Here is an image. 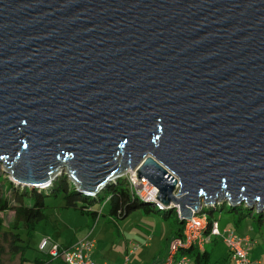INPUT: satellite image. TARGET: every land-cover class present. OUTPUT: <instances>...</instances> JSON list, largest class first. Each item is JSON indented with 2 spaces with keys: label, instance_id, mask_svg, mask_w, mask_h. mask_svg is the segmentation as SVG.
I'll use <instances>...</instances> for the list:
<instances>
[{
  "label": "water",
  "instance_id": "water-1",
  "mask_svg": "<svg viewBox=\"0 0 264 264\" xmlns=\"http://www.w3.org/2000/svg\"><path fill=\"white\" fill-rule=\"evenodd\" d=\"M1 164L264 212V0H0Z\"/></svg>",
  "mask_w": 264,
  "mask_h": 264
},
{
  "label": "rangeland",
  "instance_id": "rangeland-1",
  "mask_svg": "<svg viewBox=\"0 0 264 264\" xmlns=\"http://www.w3.org/2000/svg\"><path fill=\"white\" fill-rule=\"evenodd\" d=\"M4 169V165L1 164L0 195L6 193L8 198L13 202V191L2 188L1 179L3 175L5 174L7 177L10 175ZM60 176H67V173L64 172ZM3 183L5 184V182ZM13 183L18 187L24 188V185ZM46 203L47 220L40 222L31 235L27 236L26 231L23 232L26 242L29 243L25 251L26 259L23 261V264H36V258L49 260L48 255L39 249L38 240L41 236L47 234L56 241L59 239L58 234L62 232L64 238L75 239L77 234L82 232V228L80 227L85 226V222L91 219L90 225L91 227L93 226V220L90 216L82 214L77 209L63 207V193L57 197H47ZM230 207L231 205L226 202L225 207L215 210L214 218L218 220L219 225L234 227L237 232H240L246 227L248 228L249 225H253V228L249 227L247 230L262 243L263 236H261V230L264 231V224L260 226L254 219V216L258 212L255 209L250 210L245 206L239 207L238 210L231 212ZM94 208L104 213V215H100L96 219L99 225H96L94 231V237L96 239L95 250L100 260L99 262L95 261V263L115 264L118 260H124L126 253L134 244L137 246V249L131 255L129 264H154L159 259L168 256L172 243H174V238L172 237L179 228L178 216L175 212L169 218H165L162 213L156 210L147 213L144 209L140 208L134 210L128 216L115 221L108 216L110 206L107 200L101 204H97ZM241 212L247 214V217L242 223V227L237 225L235 221ZM2 216L5 225L4 229H8L9 224L14 222V212L8 211L2 214ZM225 245L224 241L219 239L217 242L208 243L207 248L213 250V257L217 259L226 251L227 245ZM2 248L5 249L3 258L6 264H20V255L12 253L8 241L0 233V250ZM49 264H57V261L53 260Z\"/></svg>",
  "mask_w": 264,
  "mask_h": 264
},
{
  "label": "trees",
  "instance_id": "trees-1",
  "mask_svg": "<svg viewBox=\"0 0 264 264\" xmlns=\"http://www.w3.org/2000/svg\"><path fill=\"white\" fill-rule=\"evenodd\" d=\"M3 182H5V184ZM1 184L3 189L6 188L7 190L13 191L14 201L12 202L6 193L0 195V233L4 236V239L8 241L12 253L20 255V264H23V261L26 259L25 251L29 246L23 232L26 231L27 236H29L40 222L47 220L46 198L57 197L61 193H63L64 208L77 209L82 214L90 216L93 221L100 215H104L103 212L98 211L94 207L99 203H103L105 200H107L110 206L108 216L115 221L128 216L131 212L140 208L148 213L156 210L162 213L165 218H169L171 214L175 212L179 222V228L176 231L175 237L184 239V227L186 222L180 218L177 209L175 207L160 208L155 201L147 200L129 187L126 177L117 178L110 182L104 189L93 195H86L80 192L67 176L58 177L47 187L33 188L24 186L23 188L15 185L10 178L4 174L1 179ZM225 205L226 202L202 206L197 215L205 217L204 226L202 228L204 234H209L212 230L214 221H218L214 218L215 210L223 208ZM243 206L244 205H231L230 211L233 212ZM8 211L14 212V222L9 224L8 229H4L5 225L2 214ZM246 217L247 214L241 212L240 216L235 219L236 224L240 225ZM254 219L260 226L263 225L264 213L258 212V214L254 216ZM212 242H217V239H214ZM63 246V244H60V247ZM182 250L194 258L195 264H233L229 251L224 252L222 256L215 259L212 249L205 248L204 251H200L196 246L190 244L183 247ZM4 253L5 249L2 248L0 250V264H6L3 258ZM36 261L42 262L39 258H36Z\"/></svg>",
  "mask_w": 264,
  "mask_h": 264
},
{
  "label": "built area",
  "instance_id": "built-area-1",
  "mask_svg": "<svg viewBox=\"0 0 264 264\" xmlns=\"http://www.w3.org/2000/svg\"><path fill=\"white\" fill-rule=\"evenodd\" d=\"M129 187L141 194L147 200H153L160 208L165 206L157 199L158 189L151 184L146 177L139 178L136 171L129 170L125 176ZM176 208V207H175ZM177 212H178V208ZM205 217L197 215L185 223L184 239L176 238L172 244L168 256L161 264H195L194 258L182 250L186 245L193 244L200 251L207 248V244L214 239H221L228 247L233 264H253L250 257V250L253 240L249 235L240 234L233 228L220 229L218 221H214L212 230L209 234H204ZM96 247L95 238L90 234L81 238L71 246L60 247V244L53 243L45 238L39 245V249L44 251L51 260L60 259L63 264H97L93 261L92 253ZM137 246L134 244L126 255V260L120 264H128L130 255H132ZM108 264V263H104Z\"/></svg>",
  "mask_w": 264,
  "mask_h": 264
},
{
  "label": "crops",
  "instance_id": "crops-1",
  "mask_svg": "<svg viewBox=\"0 0 264 264\" xmlns=\"http://www.w3.org/2000/svg\"><path fill=\"white\" fill-rule=\"evenodd\" d=\"M148 213V212H147ZM93 220V219H92ZM244 221V220H243ZM243 221L240 223V226L242 227V223ZM93 222V226L91 227V219L88 220L87 222H85V226H81L80 228H82V232L77 234L76 238L73 239V238H64V235H62V232H60V234H58V240H53L50 236H48L47 234L45 236H41L40 239L38 240V244L40 245V243L42 242L43 239L45 238H48L50 239L53 243H57V244H63L64 246H71L73 244H75L77 241H79L81 238L85 237L86 235L90 234L91 237L95 238L94 237V231H95V227L96 225H99V223L97 224L96 220L95 221H92ZM96 222V223H95ZM38 226V225H37ZM219 227L221 229H226V228H233L235 229L234 227H231V226H228V225H219ZM249 227H254L253 225L252 226H248ZM79 228V230H80ZM247 227L242 229L240 232V234H245V235H249L252 240H253V245H252V248L250 250V257H251V260L253 262V264H264V231L261 230V236H263V242L260 243V240L257 239V237H254L250 231H248ZM236 230V229H235ZM237 231V230H236ZM176 233L174 234V236L172 238H174V242L176 240ZM96 240V239H95ZM173 244V243H172ZM226 246V245H225ZM96 249V247H95ZM94 249L93 253H92V258H93V261H96V262H99V256H98V253L96 254V250ZM226 251H228V247L226 246ZM225 251V252H226ZM44 252V251H43ZM170 252V251H169ZM128 253V252H127ZM126 253V255H127ZM135 253V252H134ZM133 253V254H134ZM132 254V255H133ZM49 257V256H48ZM131 257V255H130ZM167 257V256H166ZM166 257L164 258H161L159 259L157 262H155L154 264H161L164 262V260L166 259ZM126 260V257L124 258V260H118L115 264H120L122 262H124ZM42 262H37L36 261V264H49V262L53 261L50 259L49 257V260H42ZM54 261H57V264H63L62 261L60 259H57V260H54ZM129 262H130V258H129ZM128 262V264H129ZM98 264V263H97Z\"/></svg>",
  "mask_w": 264,
  "mask_h": 264
}]
</instances>
